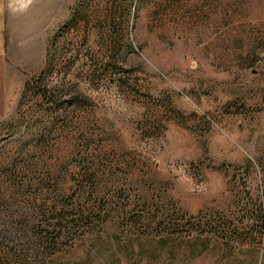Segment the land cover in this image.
<instances>
[{
  "label": "rangeland",
  "instance_id": "obj_1",
  "mask_svg": "<svg viewBox=\"0 0 264 264\" xmlns=\"http://www.w3.org/2000/svg\"><path fill=\"white\" fill-rule=\"evenodd\" d=\"M263 184L264 0H0V264H264Z\"/></svg>",
  "mask_w": 264,
  "mask_h": 264
},
{
  "label": "trees",
  "instance_id": "obj_2",
  "mask_svg": "<svg viewBox=\"0 0 264 264\" xmlns=\"http://www.w3.org/2000/svg\"><path fill=\"white\" fill-rule=\"evenodd\" d=\"M261 199L263 201L258 209L247 210L241 217L239 225L231 226L229 223H225L224 227L218 226V234L221 235L226 243L237 240L252 246L260 245L264 249V184L261 191ZM19 210L16 217L20 222L23 221L26 226L37 228L39 231L37 232L38 241L44 245L50 244V242L63 241L64 234L67 233L70 227L69 224H73L78 218V216H69V211L56 208L52 209V212L49 210L45 211L43 208L31 210L25 206ZM46 219L51 220L46 223ZM45 226H48V228ZM21 256L24 257L25 255L21 254Z\"/></svg>",
  "mask_w": 264,
  "mask_h": 264
}]
</instances>
